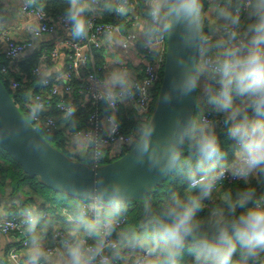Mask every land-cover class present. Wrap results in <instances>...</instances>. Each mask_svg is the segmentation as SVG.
Listing matches in <instances>:
<instances>
[{
    "label": "clouds",
    "instance_id": "9594fccd",
    "mask_svg": "<svg viewBox=\"0 0 264 264\" xmlns=\"http://www.w3.org/2000/svg\"><path fill=\"white\" fill-rule=\"evenodd\" d=\"M146 2L150 23L140 30L150 48L155 50L159 42L178 32L183 48L196 47L200 53L198 60L177 56L181 76L173 81L170 91L161 94V100L170 102L173 94L188 96L200 86L201 77L211 81L203 91L207 103L223 114L234 151L231 162L221 163L225 151L215 131V121L202 114L188 119L178 116L162 138L156 137L154 123L141 128L134 149L136 161L147 162L150 170L167 175L183 168L181 161L187 157L189 185L185 195L173 193L151 213L147 239L140 241V254L133 264H180L185 249L193 255L192 264H264V194L257 196L251 182L264 184V0H213L210 7L216 20L225 23L223 34L213 45L217 51L211 56L202 0ZM89 10L88 3L69 0L65 16L74 37L87 36L90 21L85 13ZM242 10L247 11L245 21H241ZM116 89L129 92L124 74H113L107 98L111 99ZM235 97L240 98L238 102ZM41 110L42 105H34L30 116L35 119ZM67 112L72 115L75 109L69 107ZM36 146L43 151L39 144ZM226 174L243 181L245 187L226 193L222 206L206 217L198 216L204 201L211 198L217 184L225 181ZM197 191L198 195L192 194ZM128 192L126 183L106 184L98 177L89 197L109 205L103 230L98 233L87 219H81L86 212H79L77 223L83 225L85 235L94 243L89 245L79 235L69 234L62 241V264H115L123 259L118 250L106 254L105 249L125 208ZM37 222V217L30 214V234L36 233ZM31 244L25 264H51L48 252L35 237Z\"/></svg>",
    "mask_w": 264,
    "mask_h": 264
},
{
    "label": "trees",
    "instance_id": "16d2710c",
    "mask_svg": "<svg viewBox=\"0 0 264 264\" xmlns=\"http://www.w3.org/2000/svg\"><path fill=\"white\" fill-rule=\"evenodd\" d=\"M88 2L89 0H87V3ZM202 2L205 8L210 6L213 0H202ZM116 3L112 2V0L99 1L95 9L96 22L116 24L122 29L130 28L132 26V21L127 10L124 12H117L115 10ZM31 4L44 9L50 15L55 16L59 13L66 12V9L69 7V0H35V2ZM148 11L147 7V15ZM91 12L92 11H88L85 15L88 17ZM246 18L247 12H241V21H245ZM224 23V21L210 19L208 16L204 21L205 33L210 38L208 53L211 55L215 52L213 45L217 41L218 33L223 34L222 26ZM51 48L52 47L46 48L44 45H40L24 55H18L14 59L9 60L0 40V79L22 114L45 137L46 140L65 152L71 158L81 160L88 164H93V143H87L85 154L82 156L78 155L72 150L73 141L75 139H73L71 133L82 129L94 130L96 123H89L88 119L90 115L95 112L97 115H100L101 118V116L103 117V115L110 110L105 99L95 101L90 98L88 93V73H92L102 80L101 73L99 72L100 69L98 68V66L102 64L101 48L93 49L92 55L87 61V66L83 70L84 72H79L77 74L70 73L66 80H58L60 88L55 93L51 92L52 85L56 81L55 78L57 75L67 70V63L64 70L52 75H42L40 72L35 71L36 68L40 67L42 61L50 59L44 57V55H47ZM152 52L154 51L152 50ZM2 66L6 67V72H2ZM45 79L48 80L47 84H43ZM12 81L19 82V86L13 88L11 86ZM64 86H69L71 91L65 92ZM159 86V84L155 85L152 89L154 100L157 97ZM34 94L40 95L38 101H43L44 103V107H42V110L38 114V120H35L30 116V109L34 105H37L36 102H38L32 100ZM234 99L239 100L240 98L235 97ZM61 100H65V103L72 104V108L75 109V112L72 115H68V112H64L59 108L58 103ZM154 104L152 103L147 114L140 115L136 113L130 103L127 105L118 101L116 120L123 133H135L136 139L133 142V145L138 141V132L142 127H145L150 118ZM198 108H200V112L209 111L213 121L223 122L214 128L219 137L222 149L225 151V158L221 163L231 162L233 159L234 141H232L227 135V125L224 124V116L221 113H217L214 106L207 103V97H205V95L204 98L203 96H200L199 87L197 88L195 111ZM250 116H252L251 112ZM47 118H52L54 124L47 125L45 123ZM132 146L123 149L126 152ZM102 152L104 153V156L101 157L99 161L100 163L108 162L120 156L117 155L114 158H110L108 156V148H103ZM194 159L195 158H192V163H194ZM188 162V158L186 157L185 160L181 161V164L185 166L169 173L158 185L145 195L144 199L126 201L125 208L119 216H125L126 220L123 225L119 227V230L123 228V231L128 234H130L131 230H138L140 233L144 232L147 236L150 223L142 228H138L139 221L145 215L147 210V220L153 219L151 213H154L166 203L173 193H179L180 195H185L187 193L189 185L187 175ZM251 182L257 189V196L264 194V184H257L255 180H252ZM243 187H245L244 182L238 180L231 182L225 180L222 184H217L211 198L204 201L205 207L198 213V216L206 217L211 210L222 206L226 193H234L238 188ZM192 194L198 195L199 193L197 191ZM81 200L86 201L89 199L76 198L60 193L47 186L39 179V177L28 176L23 171L20 164H18V162H16L12 156L0 146V211L3 212L2 214H5V216H12L27 209L36 213L44 211L48 212L49 216L38 220L37 224L42 223L49 229V231H51L52 224L54 230L55 222L57 223L61 220L78 225L76 217L77 214L82 211L83 203L80 202ZM108 211L109 209L105 207L101 209L98 220H106ZM91 215L92 214L89 213L86 217H81V219H87L89 221L92 218ZM0 216L3 215L0 214ZM89 225L91 224L89 223ZM59 228L60 227L57 229ZM117 231L118 229L116 230L114 228L113 233H116ZM79 236L87 237L85 233L82 232ZM88 239L91 242H94L92 239ZM192 260L193 255L185 249L180 264H192Z\"/></svg>",
    "mask_w": 264,
    "mask_h": 264
},
{
    "label": "built area",
    "instance_id": "2783aa9c",
    "mask_svg": "<svg viewBox=\"0 0 264 264\" xmlns=\"http://www.w3.org/2000/svg\"><path fill=\"white\" fill-rule=\"evenodd\" d=\"M101 0H89L88 4L90 5V10L92 11L88 19L90 21L89 31L86 37L84 38H76L73 35H68L61 37L56 43H54L51 50L44 57L50 58L51 60L56 59L60 50L62 48L65 49V55L67 60V70L61 72V74L57 75L55 78V82L52 85L51 92L55 93L59 90L60 86L58 84V80H66L70 73H79L84 72L83 70L87 66V61L89 57L92 55V51L95 48H101V38L103 35H111L116 34L121 39V46L124 48L133 47L136 45L137 36L132 29V26L128 29H122L119 25L112 23H99L96 22L95 18V9ZM130 0H119L116 3L115 10L117 12H124L127 8ZM211 9L210 6L205 7L204 10L206 13ZM21 11L34 20L37 24L34 35L36 37H40L47 32L54 31L58 26H60L64 32L71 31V23L66 19L65 13H59L55 16L50 15L44 9L33 6L30 2H24L21 6ZM241 12H247L246 10H242ZM148 22L150 23L149 11H148ZM242 31V29H241ZM209 38V36H207ZM3 40L5 43V52L6 56L9 60L14 59L18 55H20L27 47L31 45L29 41H17L14 38L10 37L6 32H0V40ZM210 41V38H209ZM165 49H166V39L159 42L156 45V49L150 48L147 42L142 44V51L144 58L146 59V64L142 67L140 71V77L137 78L130 85L129 92H125L123 89H116L115 95L109 99L107 98L110 94L111 89H105L101 87V79H99L96 75L92 73H88L87 79L89 81L88 84V93L90 98L97 101L99 99H105L110 110L106 114L103 115V123L99 120L100 115H97L95 112L92 113L89 117V123H96L94 130L92 129H82L77 130L76 132L71 133L73 139L84 138L87 143H93V163H100V159L104 156L102 152L103 148H108V156L110 158H114L117 155H122V146H132L135 141V133L125 134L121 131L120 125L116 120V110L118 101L120 98L126 97L131 106L134 108L137 114L145 115L149 112V109L154 104L155 100L153 99V87L155 85H160L162 79V73L164 68L165 61ZM152 50L154 52H152ZM198 54L199 50H198ZM209 56L211 54L208 53ZM49 56V57H48ZM2 72H6V67L2 66ZM36 72H40V67L35 69ZM48 80L45 79L43 84H47ZM11 86L16 88L19 86V82L12 81ZM218 87V85H217ZM65 92H70L71 88L69 86H64ZM40 99V95L34 94L32 100L38 101ZM154 101V102H153ZM37 105H42L44 107L43 101L36 102ZM59 108L64 112H67L69 107L72 108L71 103H65V100H61L59 103ZM200 114L205 116L206 118L211 119V114L209 111H201ZM37 116L35 120H38ZM217 126L220 123L219 121H215ZM47 125H53L54 121L52 118H47L45 121ZM113 125H115L114 130ZM86 149V148H85ZM225 180L231 182L235 181V179L230 175L226 174ZM87 202L82 204V211L86 212V214H92V218L89 220V223L97 228L98 233L102 232L103 225L106 220H98L99 212L104 207L109 209V206L104 202H98L94 199L86 200ZM34 215L37 217V220H41L47 218L49 216L48 212H33L29 209L14 214L12 216H0V232L4 234H14L17 236H21V240L19 244L25 246L28 244V239L25 237L26 229L28 227L29 215ZM126 217L122 216L118 218V223L115 226V229L119 230V227L123 225ZM58 228V227H57ZM55 228V237L59 238V241H55L50 247L46 249L49 254L57 252L62 247V241L65 238L64 233L59 228ZM114 230L111 231V235L107 238L109 247L105 249L106 254H110L113 250H119L120 241L113 233ZM82 239H86L89 245L93 244L87 237H81ZM129 248V258L132 260L135 259L137 254H140V243L130 242L128 245ZM18 247H14L10 256L16 258ZM17 264H25V261H17ZM117 263V260L115 261Z\"/></svg>",
    "mask_w": 264,
    "mask_h": 264
},
{
    "label": "water",
    "instance_id": "95a60500",
    "mask_svg": "<svg viewBox=\"0 0 264 264\" xmlns=\"http://www.w3.org/2000/svg\"><path fill=\"white\" fill-rule=\"evenodd\" d=\"M177 56L189 60L199 59L198 49L183 48L178 32H173L166 39L162 79L153 110L145 125L147 127L149 123H154L157 138L168 134L178 116L188 119L195 115L197 89L185 97L173 94L170 102L161 100V94L170 91L173 81L181 76V69L176 63ZM138 142L139 139L128 151L104 163L88 164L71 158L46 140L26 119L0 79V146L20 164L28 176L39 177L55 191L76 198L91 199L89 194L100 177L106 184L118 181L126 183L129 189L126 201L144 199L168 174L160 175L150 170L147 162L136 161L134 149ZM37 144L43 151L37 148ZM147 216L148 210L139 221L138 228L151 223L152 219L147 220Z\"/></svg>",
    "mask_w": 264,
    "mask_h": 264
},
{
    "label": "crops",
    "instance_id": "0c3cea01",
    "mask_svg": "<svg viewBox=\"0 0 264 264\" xmlns=\"http://www.w3.org/2000/svg\"><path fill=\"white\" fill-rule=\"evenodd\" d=\"M33 3L35 0H0V32H6L10 37L14 38L17 41H29L31 45L27 47L21 55H24L33 49L44 45L46 48L53 47L61 37L65 35H72L70 32H64L63 29L58 26L54 31L47 32L40 37H36L34 32L36 30L37 24L34 20L26 16L21 11V6L24 2ZM119 0H112L116 3ZM81 2H86L87 0H81ZM127 10L131 21L132 29L137 36L136 45L133 47L124 48L121 46V39L116 34L103 35L101 38V53H102V64L98 66L100 69L102 83L101 87L105 89H111V77L115 73L124 74L129 86L134 82L139 76L142 67L146 64V59L144 58L142 51V43L147 42V39L144 33L140 30L141 26H144L145 29L149 25L147 18V2L146 0H130ZM207 16L210 19L215 20L216 14L210 9L207 12ZM222 34L218 33L217 40ZM2 46L5 47V43L1 39ZM216 52V48L214 47ZM214 52V53H215ZM93 62V61H92ZM66 55L65 49L62 48L56 57V59L44 60L40 63V73L42 75H52L58 72H61L66 67ZM200 96L204 98L207 97V94L203 91V88L211 83L205 77L200 78ZM214 86V85H213ZM239 100H236L238 102ZM120 102L129 104L130 101L126 97L120 98ZM100 122L103 123V117L101 116ZM86 140L84 138H77L73 141L72 150L78 155H84L86 152ZM3 212L0 211L1 215ZM66 221L55 222V228L60 227L62 232L65 235V238H68L69 234L79 235L82 230V225H75V223H65ZM92 226V225H90ZM79 228V231L77 229ZM36 233L30 234L26 229V237L28 239V244L22 246L19 244L21 240L20 236L14 234H4L0 232V264H17V261H26L28 250L32 247L31 241L35 237L39 243H41L46 250L50 247L55 241H59L58 237H55V231H49L42 223L36 224ZM118 240L120 241L119 252L123 259H118V264H132L131 259L129 258V248L128 245L132 242V237L122 231L121 229L114 233ZM14 247H18L17 256L13 258L10 256ZM49 254V253H48ZM51 264H62L64 257V249L60 248L57 252L49 254Z\"/></svg>",
    "mask_w": 264,
    "mask_h": 264
},
{
    "label": "rangeland",
    "instance_id": "374dc122",
    "mask_svg": "<svg viewBox=\"0 0 264 264\" xmlns=\"http://www.w3.org/2000/svg\"><path fill=\"white\" fill-rule=\"evenodd\" d=\"M199 114H200V108H198V109L195 111V115H199ZM125 147H128V146H125V145L122 146V153L125 152L124 149H123V148H125ZM80 202L85 203V202H87V201H82V200H81ZM106 203H107V202H106ZM107 206H109V205L107 204ZM121 230L123 231V228H122ZM129 235L132 237L133 242H139V241H141V240H145V239H147L146 234H144V232H141V233H140L138 230H131ZM139 243H140V242H139Z\"/></svg>",
    "mask_w": 264,
    "mask_h": 264
}]
</instances>
